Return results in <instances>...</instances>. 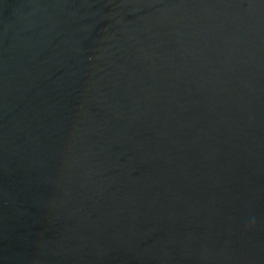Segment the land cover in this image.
<instances>
[{
	"label": "water",
	"instance_id": "water-1",
	"mask_svg": "<svg viewBox=\"0 0 264 264\" xmlns=\"http://www.w3.org/2000/svg\"><path fill=\"white\" fill-rule=\"evenodd\" d=\"M0 264H264V0H0Z\"/></svg>",
	"mask_w": 264,
	"mask_h": 264
}]
</instances>
